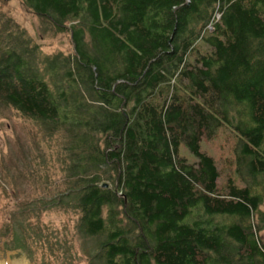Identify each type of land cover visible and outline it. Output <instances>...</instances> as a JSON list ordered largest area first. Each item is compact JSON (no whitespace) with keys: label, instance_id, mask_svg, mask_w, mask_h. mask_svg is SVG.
<instances>
[{"label":"trees","instance_id":"trees-1","mask_svg":"<svg viewBox=\"0 0 264 264\" xmlns=\"http://www.w3.org/2000/svg\"><path fill=\"white\" fill-rule=\"evenodd\" d=\"M19 1L73 49L43 55L0 12V115L43 138L0 163L8 187L44 193L17 194L5 249L51 264L62 246L41 220L59 211L89 264H264V0ZM221 129L236 142L220 186L201 144Z\"/></svg>","mask_w":264,"mask_h":264},{"label":"rangeland","instance_id":"rangeland-1","mask_svg":"<svg viewBox=\"0 0 264 264\" xmlns=\"http://www.w3.org/2000/svg\"><path fill=\"white\" fill-rule=\"evenodd\" d=\"M0 12L6 13L21 28L26 30L34 43L40 47L43 55L52 56L57 53L70 55L72 53L73 48L70 35L68 33L44 32L45 29L42 27V21L35 15L27 12L19 0L0 1ZM38 133L39 130L33 123L24 120L15 111L7 110L3 115H0V163H2L4 157V159H19V156H21L20 150L22 151L23 149L31 151L34 156L38 149L34 141L39 140L41 142L43 140L40 134L38 137ZM35 136H37L36 139ZM235 142L236 138L230 131L221 129L217 139L211 142L203 141L201 144L202 152L212 157L218 165L221 172V179L219 180L220 186L226 182L227 177L232 175L234 171L233 168L230 170L228 165L232 162L229 159L233 158L232 150ZM55 144H57L56 140H51L49 143L42 142L40 144L41 150L46 153L47 161H54L53 163L56 160L52 156L59 150V147ZM181 155L191 164L196 162V158L185 148L181 149ZM38 159L41 160L38 162L45 165L44 162L42 163V159ZM4 162L6 161L4 160ZM2 167L3 164L0 166V169ZM13 175L17 177L19 173H13ZM56 178L60 180L61 176L58 175ZM18 183L19 186L16 190L12 187L10 188L0 175V227L5 226L10 215L17 210V194L24 192L22 195L23 199L37 198L44 194L41 192L42 189L37 183H30L29 185H25L23 181H18ZM41 221L48 229V233L52 236L51 242H59L62 246L57 257H55L56 253L51 255V264H61L65 261L64 253L73 264H89L87 257L82 252V243L76 231L77 215L50 211L45 213ZM261 236L264 240V231ZM5 242V239L0 240V264H35L29 260L28 254L22 250L7 251L4 246ZM40 248L34 246L37 259H40L39 254L44 251L42 250L44 247L40 246ZM67 249L71 253H67Z\"/></svg>","mask_w":264,"mask_h":264},{"label":"water","instance_id":"water-1","mask_svg":"<svg viewBox=\"0 0 264 264\" xmlns=\"http://www.w3.org/2000/svg\"><path fill=\"white\" fill-rule=\"evenodd\" d=\"M104 188H107V185H104Z\"/></svg>","mask_w":264,"mask_h":264},{"label":"built area","instance_id":"built-area-1","mask_svg":"<svg viewBox=\"0 0 264 264\" xmlns=\"http://www.w3.org/2000/svg\"><path fill=\"white\" fill-rule=\"evenodd\" d=\"M217 18H219V16H217ZM211 30V29H210Z\"/></svg>","mask_w":264,"mask_h":264}]
</instances>
